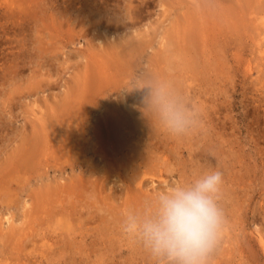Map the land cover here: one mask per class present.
I'll return each instance as SVG.
<instances>
[{
  "label": "rangeland",
  "instance_id": "obj_1",
  "mask_svg": "<svg viewBox=\"0 0 264 264\" xmlns=\"http://www.w3.org/2000/svg\"><path fill=\"white\" fill-rule=\"evenodd\" d=\"M19 1L20 0H17V2ZM103 1L106 3H104ZM245 1L246 0H37L34 2L33 0H23L22 2L20 1L18 4H16V0H0V161L3 162H0V180L7 177V175H12V173H15L14 171H17L16 173L20 171V173L18 174L15 173V175L13 174L12 176H8L14 177L16 180H13L12 186L7 189V191L10 190V194L3 188L0 191V225L2 228H4V231L15 229V233L13 232V235L11 234L12 237L11 235L9 236L6 231H3L4 233L2 232L0 234L3 238H0L2 242L4 238L7 237L6 233L8 235V238L6 239H8L9 241L8 242L5 240L3 243H1L0 241V246L2 244V248L0 247L1 250H8L10 248V250H8L9 252L13 250L11 252V256L14 254L12 258H9L10 256H8L2 259V257L0 256V264H10L9 261L11 263L13 262L14 264H67V258L72 261H69L68 264H99L102 260L105 263L106 260H108L107 264H115L114 262L116 261L118 262V264H157L156 260H153V257L148 253V251H146L143 246H141L140 243H138L132 237L126 235L123 232L122 228H120L122 217L121 213L118 212L122 211V213H125V210L127 209H134L132 208V205L136 208L135 204L138 202L134 192L133 194H131L133 197L132 199L128 196L130 198H127L129 199V201L127 200L128 202L126 201V199H124L125 197H127V188L124 187H126L125 185H129L130 178H132L131 173H133L132 169L134 167L132 168L131 165H133L134 161H129L131 165H129L128 162L125 161V163L123 161V166L125 167L124 173L126 172V176L123 175L124 173H122L124 169L123 166L121 170L117 172L115 166L112 167L113 165H110V163H108L107 165V162L105 164L102 163L105 162L102 161L103 159L101 153H103V150L101 148V145L99 147L98 144L94 143L95 139L97 140V138H94V135L95 137L97 136V129H91L93 125L96 126V123H99V121L101 120L100 118H109L110 115L112 116L111 112L112 110L113 112H115V108L120 109L121 111L123 109L124 111L122 112L124 114L126 113L125 111H129L130 108H127V106L124 105V102H129L130 105L133 103V106L136 105V107H138V105L140 104L136 102L141 100V93L137 90L129 89L139 84L143 79L149 77L151 73L153 74V71L155 72L152 76L166 79L170 82L174 81L172 82L173 85L177 81L174 87L177 90L179 89L178 91L181 92L188 99L190 104L200 112L202 123L201 127L193 134L185 136V138L184 136L182 138L174 137L169 135L160 126V124L155 119H153L151 113L148 112L147 109H145L148 112V115L146 114V118L144 117V114H141L140 116V119H143V121H145L144 124L146 123L144 128L142 126L137 132H135V134L133 133V136H135L136 140L134 139L131 141V143L133 142L132 146L131 143H126L127 146L128 144L130 146V153L134 155V153H141V151L145 152L147 150V152L150 153L151 147L149 146H147L148 148L144 147L138 150L136 148V145L134 146V144H138V142L140 145H143V140L148 139L149 143L155 145V148H153L154 150H152L156 152L155 154L158 156V158L163 156L162 159H158L154 153V155L151 154V156H153L152 159L154 157H156L157 159H153V162H150V164L152 165L150 167H154L155 172H159V168H164V165H162L165 163L164 160H166L167 162L169 161L170 163L168 162V164L166 162L168 165L166 164L165 166H169V168H164L163 176H145L144 178H146L147 180H145V185L143 188L145 189V187H147L146 189L148 190H155L154 187H156V189H159L157 190V192H165L178 184L189 183L209 171H221L223 173L224 183L221 192L220 204L224 210L225 224L222 230V237L219 247L216 250L217 252L219 251V253H214L211 262L213 264H264V248L260 243V238L262 237L264 239V31H262V33L258 35L256 34L257 32H254L253 28V26L256 24L258 26H260L259 24L262 25L261 22L262 20L264 21V13L257 12V10H254L252 7H250L247 4V1ZM240 2H243V6H241ZM32 3L34 4L32 5ZM27 5H30L31 7H26ZM244 5L246 9L248 8L247 10L244 9ZM236 6L238 8H236ZM230 8L232 9L231 11ZM129 9H131V12ZM228 9L230 12L228 11ZM203 13H205V16L206 13H210L212 15L210 16V18L213 17V13H217V15L219 14L218 21L221 30L223 31V33L219 35V38L217 35L215 36V39H209L210 36L213 37L214 33L216 32V28H212V32L210 31L209 33V31H207L202 36L197 31L198 29L203 30L205 28V25L208 26L207 22H204L205 19L203 17ZM56 16L59 18V22ZM246 16L249 17V19H247ZM55 17L57 19H55ZM210 18L208 19L211 20ZM60 20L64 23H60ZM240 20L243 23H241ZM134 21H136L135 25L133 23ZM227 23H231V25ZM237 23H240L241 26H239ZM117 24L121 26H116ZM225 25L228 29H230V33ZM186 27H188L187 31L190 30L191 32L184 31ZM261 27L263 30L264 27ZM234 28H236L235 31H232L231 29ZM133 29L134 32L137 31L135 32L136 35H134L135 33L131 31ZM146 29L151 30V32H147L150 33L148 34V36H152V38H150V36L148 37L145 35V38L148 39L147 43L144 37L141 38L140 35L137 36L138 31L144 33ZM175 30L177 32L178 30H180L185 34L190 33L189 35L197 39H195V41L201 42H198V45H196V48H194L195 44H197V42L192 40L194 38L191 39L189 35H184V38L182 37L180 38L181 40L179 39L181 41V44L185 42L182 44L183 46L184 44H189V41L191 46L194 44L192 48H190V46L188 45L184 46V48H187L188 46L189 48H187V50H191L188 51L190 55L187 52L184 55L185 57H187L184 58L185 62H183V64L182 58L184 57L183 54L185 53L184 51L186 50V48L185 50L181 51L180 49L175 50V48L177 47H181V49L183 47L182 45L179 46L180 44H178L179 42H177L178 39H176L177 36H175L180 31L177 33ZM237 32L241 33L240 39L237 40L239 44L241 43V45L238 46L240 49H234L235 51H233V53L236 52V55H238V52H240L241 55H239L238 57L233 56V54L231 56L232 50H229L228 45L226 44L229 42L228 44L230 46V43L233 42L232 39L235 38L233 37V35L235 36V34H238ZM123 33L125 35H130V33H133L130 36H133V38L134 36H137V38H141L140 40L143 39V42H145L141 47L142 49H144L145 47L144 50L133 49L134 52L137 53V55L139 54L138 56L135 55V53L133 54V51L131 52L129 49L132 46L129 41H131L132 39L133 44V38L128 39L129 36L126 38ZM194 34H196V36H193ZM117 35H119V40L117 39L118 41L116 40V42L123 41L124 43H129V45L127 43L128 47L124 46V43H122L123 45L120 43V45L122 46L119 45L120 48L118 47L119 49L123 48L120 53L122 54V51H125V53H123L125 54L124 56L123 54L122 56L121 54L120 56H118L120 51L119 49L118 51H113L114 54L113 52L111 54H109L108 52V54L105 53L106 48H103V50H101L102 46L100 42L102 39L104 40V43L106 42L105 44H109L111 43L110 40L112 41L115 36L117 37ZM121 36L122 38L124 36V38L128 40H126L125 42V39H122ZM178 36L181 37L180 33L178 34ZM187 36H189L190 38ZM172 37L174 38L171 39ZM135 38L134 40L136 41L137 39ZM183 39L185 41H183ZM207 39L210 42H213L214 45L212 46L216 49L211 46L212 43L207 42ZM149 40L151 42L150 45ZM172 40L176 41L174 42ZM214 40L217 42L220 41V43L217 44H219L218 46L221 50L224 47V51H219V48L218 46L216 47L217 44ZM176 42L178 45L174 46ZM105 44H103V47ZM209 45L211 47H209ZM164 46H166V50H163ZM169 46L171 48V51H169ZM202 47L205 48V53L203 52L204 48ZM207 48H209L210 50H208ZM199 49L201 52H198L196 57V50L199 51ZM173 50L175 52H173ZM194 50L196 51L195 53L193 52ZM212 50L216 51L217 53H213ZM208 51H212L211 55L213 54V57L210 55V52L208 54ZM223 52L226 54H222ZM201 53L206 55L208 54L209 57H206V55H203ZM219 53L221 55V58L219 56L218 59V56L215 55H219ZM198 54H200L201 56ZM98 55L100 56L98 57ZM188 55L190 56V60L195 58L196 60H199L200 57V62H197L195 68H187V61L190 62V60H188ZM167 56L171 58V62H169L170 59L167 60V62H169L168 64H170V66L171 64H173V67H176L175 69L177 71L174 70V68H171L167 64V62L163 63V57ZM177 56L179 60L177 59ZM180 57H182L181 62H179L181 60ZM201 58L205 60H202ZM210 58H214V60L216 61L214 62V60H211ZM131 59H134V61L132 60L134 63L133 65L129 63ZM207 60L210 62H208L209 65L213 62V66L211 65L210 67H208L209 65H207L206 63ZM220 60L225 62H223L225 64L224 66H222V62ZM116 61L117 63H115ZM124 61L126 62L124 63ZM202 61L206 62L203 63ZM122 63L124 64V66ZM126 63L128 64V67H125ZM219 63L221 65H219ZM93 64L95 66H93ZM119 64L121 67H119ZM184 64L187 66L185 67ZM200 64H205L204 68L206 67L205 70L209 72L205 71L203 68V73L202 68L200 70V67H202ZM168 66L171 69L169 68V71H164L165 69H168ZM220 66H222L221 71L219 69ZM180 67L181 69L183 68L181 72ZM93 68L95 69V73L93 72V75H95V77L91 76V79L92 77L96 78L98 76L101 84H99V81L98 83L95 82L93 84V80L95 79H90L89 74L91 75V71L94 70ZM106 68L108 69V72ZM118 68L121 70H115ZM122 68H124V71L126 70V72H124ZM156 71H158V74H160L158 75ZM191 71L192 73H194L191 74ZM179 72L180 74H177ZM105 73L107 74V76H114V78L108 77L107 81V76H105V79L103 76L105 75ZM115 73H117V75ZM86 75L87 77H85ZM177 75H179V77ZM185 76L188 79L185 78ZM116 77L120 79L117 80ZM174 77H176V79L178 80H175ZM85 79L87 81L89 80V82L86 83L87 81L85 82ZM113 79H116L117 82H115V80ZM180 79L183 80L181 81ZM97 80L98 79H96V81ZM179 80L181 83L179 82ZM105 81H107L108 85L104 84ZM109 81L115 83H109ZM89 83L94 85L98 89L93 88L94 86L90 87L92 85H90ZM83 84L86 86H84ZM177 84L179 85L177 86ZM180 84H182V87ZM87 86L89 89L84 88ZM75 87H77V89H75ZM92 88L96 90L95 92H97L99 95L95 93ZM99 88L100 91H97L99 90ZM90 89H92L93 91H91V97ZM77 90L78 92L80 91L81 94L80 92L77 93ZM65 93L67 94L66 97L68 99L64 98V96L66 95ZM92 93H94L95 98ZM77 94L79 96H77ZM85 98L87 99V102H85ZM136 99L138 101H136ZM61 101L63 102V104ZM117 102H119V105L123 104L122 106L124 107L121 108L122 106H117ZM52 103L53 105L55 104L57 106L58 112L56 111V107H54L55 109L52 108ZM66 103L71 104L73 109L76 108L73 111L75 114H77V117L75 116L74 118L73 111L72 109H70L71 106L69 104L67 105ZM73 104L75 105V107L73 106ZM108 104L109 106H107ZM80 105L83 108H80ZM141 105L142 107L139 106V108H144L142 102ZM48 106L52 110L54 109L53 112H57V114L55 113L56 115L52 112V114H54L55 116L50 113L51 109H48ZM63 106L64 108L70 106L68 110H71V113H68H70L71 115L73 114V118H70L74 119L76 123H78L79 121V125V118H81L82 116L85 117V114L81 116V113H79V108L80 111L82 110V113L86 112L87 118H81V123L83 125L86 124L85 130L81 129V131L83 130L82 132L77 130V133L76 131H74L75 133L72 131H69L70 133H66L65 129L62 130L63 128H61V130L60 128L57 129V127L45 129L43 124L44 122H47L44 120H46V118H49V113L50 115H52H49L50 119L58 120L60 117L58 108H63ZM85 106H87L88 110L90 111H88ZM129 112H127V114ZM67 114L66 117L69 116ZM42 116H45L46 118ZM41 117L44 120H42ZM101 121L104 120L102 119ZM152 122L155 123L153 124ZM150 124H153V126H151ZM150 129L153 132H151ZM138 132L140 133L138 134ZM141 132H146L148 133V135L146 136V133L143 135V133ZM59 134H61L62 136H59ZM72 134L74 137H76V140H74L75 138L72 136ZM75 134H80L82 137L78 135L76 136ZM85 136H87L88 139H84ZM154 136H156L157 138ZM60 139H62V141ZM63 141L65 143L70 141V144L67 143L70 147L64 146L62 144ZM78 145L80 148L78 147ZM89 145L92 147L95 146L96 149L95 147H93L94 150L91 149ZM132 147L134 148L133 150H131ZM27 148H29L30 150ZM69 148L70 150H67ZM160 148H162L163 150L159 151ZM166 149H168L167 152ZM169 149L171 150V153L169 152ZM47 150H49V152ZM68 151L70 154L68 153ZM84 151L87 153H85ZM147 152L146 154H148ZM79 153L80 155H82L80 156ZM98 154L101 156L98 157ZM20 155H22L20 159L23 158L24 160H26L27 158L29 160V162H27V160L25 161L28 164L26 163V166L24 167H21L23 166V160L21 162L19 161ZM48 155L50 158L48 157ZM67 155H69V157H66ZM82 156H84L85 158ZM71 157L74 159H71ZM67 158H69V160ZM80 159L83 161L85 159H88L90 162L92 160H95L94 162L97 164L96 166H98V169H100V173L99 171L98 173L101 175L98 176L97 173L91 174L87 171L85 172L86 163L82 169H72L70 166H68V163H70L71 161H81ZM99 159L102 160L100 161ZM154 160H156L155 163ZM63 164H68L67 168L65 170H59V165ZM103 164L106 166H104ZM154 164L159 165L155 166ZM103 166L105 173L102 169ZM105 167H107L106 170L108 171H105ZM111 169L114 172H111ZM77 173L79 175H77ZM84 174L86 176H84ZM87 174L90 175L88 176L90 180L89 178H87ZM84 178H87L89 180L88 182L90 185H87L88 182ZM96 178L101 179L102 183L100 184V182H96ZM102 178H104V181ZM153 178L155 180H158L154 184H152L151 181ZM54 181L56 184L60 183L57 184L58 186L56 185L57 187H59L62 182L71 184L72 181H75L74 183L72 182L73 186H77L75 188V195H78L79 193L80 196H78L81 199L76 200L73 197V201L76 202V205L79 206V211L75 212L76 215L74 214L71 218L66 215L63 216L61 215V213H59L60 205L58 204L59 202L56 203V200L58 199V197L63 199V195L53 190V192H50L51 189L56 188L54 186ZM17 182L19 185H16ZM46 182H48L49 184H47ZM106 182H108V185L105 186ZM117 182H119V184ZM46 184L47 186H45ZM51 184L53 185V188L48 187V185L51 186ZM122 184L124 185L122 186ZM47 187L50 188V196L49 194H46L48 192ZM95 187L97 190L98 188L99 190L103 189L102 191L96 193L97 196L92 195ZM11 188L13 191H11ZM43 188L47 192L42 191ZM12 192H14L15 195ZM54 192L55 195L58 193V196L53 195ZM110 192H113V194L111 195H117L115 196L116 198L108 194ZM86 193L88 195H86ZM36 194H39V196L41 197H37ZM19 195L22 196V198H20ZM90 195H92V197ZM51 196H54L55 199ZM119 196H121V199L119 198ZM33 197L37 200H34ZM88 197H91L90 200ZM140 198L141 195L139 199ZM42 199L45 203H42ZM111 199L112 201H110ZM122 199H124L126 202L122 201ZM133 199L135 201H132ZM64 200L70 202L71 198L67 196L66 198H64ZM66 201H64V203H67ZM34 202L35 204L36 202L39 203L41 206L36 204L38 206L37 207ZM84 202L86 203V205L87 203L91 205L92 210H90V208L89 210L90 212H92V216H96V219H100V216L103 214L106 217L107 221L104 223L101 220H94V217L90 215L87 216L89 212L86 211L88 210V208L86 209V206L82 204ZM134 202L136 203L134 204ZM50 203H53L52 205H54V207L57 208L58 206L59 208L56 210V208H54ZM55 203L58 205L55 206ZM121 203L122 206L124 205V208L126 207L125 210L123 207L119 206L121 205ZM128 203L130 206L129 208L128 206H125ZM9 204L10 208H6L5 206H8ZM102 204L104 207L102 206ZM109 204H112L113 208L110 207ZM34 206L35 208L37 207L36 211ZM104 208L106 210H104ZM118 208L122 210L119 211L117 210ZM40 209H43L44 212H42V210ZM107 210L111 214L112 212H114L115 214L116 210V216L119 214V217L114 216V214L110 215ZM13 213L15 214L14 218L11 216ZM7 216L11 217V221H7V219L5 218ZM68 218L73 221V223H70L74 225L70 224L69 226L71 229L73 228L72 230L68 227L63 226V223L66 220H69ZM118 220L120 223L118 222L117 224ZM109 222L114 223L108 224ZM13 224H15L14 226L16 227H12L11 225ZM74 227H77V229H75ZM2 228L0 229L2 230ZM95 228H97V231L94 230ZM86 229L88 231H85ZM101 229L105 230L101 231ZM65 232H67V234ZM113 234L116 237L117 242L116 239H114V236H112ZM107 237H110V239H106ZM9 238L11 240L14 239L13 243L18 245V250L16 248V251L14 250V246L16 247V245H14L13 243L12 245H10L12 241ZM128 239L130 242L128 241ZM77 240L79 241V243ZM101 242L102 245L100 244ZM114 242L116 243V245L114 246L115 250L113 248V245L115 244ZM103 243H105L106 246ZM3 244L5 246H3ZM6 244H9L10 246H7ZM107 244L110 245L107 246ZM3 247H5V249ZM11 247H13L12 250ZM73 247L76 249H74ZM64 248L66 249V252ZM105 248L107 249V252ZM67 249L69 250V252ZM225 250L226 253H228L229 257L227 258L230 259V261H226L225 259V256H227ZM69 253L72 255H70ZM99 254L104 255L101 256V258ZM143 254H145V256ZM217 254H220L223 257ZM73 258L75 259L73 260ZM100 258L101 260L99 261ZM222 259H224V261ZM5 260H7L8 262H5ZM109 260L111 261V263ZM217 260H219L220 263H217ZM103 261L101 262V264L103 263Z\"/></svg>",
  "mask_w": 264,
  "mask_h": 264
},
{
  "label": "bare ground",
  "instance_id": "obj_2",
  "mask_svg": "<svg viewBox=\"0 0 264 264\" xmlns=\"http://www.w3.org/2000/svg\"><path fill=\"white\" fill-rule=\"evenodd\" d=\"M12 1V0H11ZM15 1V0H14ZM21 2L23 1V0H20ZM19 1V2H20ZM25 1V0H24ZM31 1V0H30ZM34 2L35 1H37V0H33ZM47 1V0H46ZM65 1H67V0H65ZM105 1H107V0H105ZM216 1V0H215ZM226 1V0H225ZM236 1V0H235ZM241 1H243V0H241ZM247 1V4L250 6V7H252L254 10H257V12H261V13H264V0H246ZM245 1V2H246ZM19 2H17V0H16V4H18ZM39 2V1H38ZM104 2V1H103ZM229 2V1H228ZM12 3V2H11ZM29 3V2H28ZM104 3H106V2H104ZM15 4V3H14ZM34 3H32V5H33ZM39 4V3H38ZM37 4V5H38ZM237 4V3H236ZM240 4H241V6H243L242 4H243V2H240ZM20 5H21V3H20ZM24 5H25V3H24ZM30 5H31V3H30ZM26 6V7H31V6ZM231 5V4H230ZM53 6V5H52ZM20 7V6H19ZM25 7V6H24ZM23 7V8H24ZM25 7V8H26ZM40 7V6H39ZM54 7V6H53ZM56 7V6H55ZM226 7V6H225ZM232 7V6H231ZM244 7H245V5H244ZM243 7V8H244ZM228 8V7H227ZM236 8H238L237 6H236ZM242 8V7H241ZM40 9V8H39ZM71 9V8H70ZM202 9H203V7H202ZM201 9V10H202ZM221 9V8H220ZM223 9V8H222ZM245 10H247L246 9V7L244 8ZM22 10H24V9H22ZM66 10V9H65ZM130 10V12H131V9H129ZM226 10V9H225ZM232 9L230 8V11H231ZM64 11V10H63ZM193 11V10H192ZM203 11V10H202ZM228 11H229V9H228ZM229 11V12H230ZM133 12V11H132ZM210 12H211V10H210ZM223 12V11H222ZM236 12H237V10H236ZM245 12H247V11H245ZM250 12H252V11H250ZM249 12V13H250ZM62 13V12H61ZM255 13V12H254ZM66 14H68V13H66ZM245 14V13H244ZM219 15V14H218ZM218 15H217V13H213V17H211L210 18V16H212L210 13H206V16H205V13H203V17H204V19H205V21L204 22H207V24H208V26L207 25H205V28L203 29V30H197L198 32H199V34L202 36L204 33H206L207 31H209V33H210V31L212 32V28L213 29H215L216 28V34L214 33V35H213V37L212 36H210L209 37V39L211 40V39H215L216 37L215 36H217L218 35V38H219V35L220 34H222L223 33V31L221 30V27H220V24H219V21H218ZM228 15V14H227ZM232 15V14H231ZM235 15V14H234ZM251 15H252V13H251ZM237 16V15H236ZM243 16V15H242ZM57 17V16H56ZM55 17V19H57ZM221 17V16H220ZM233 17V16H232ZM239 17H241V16H239ZM247 17V16H246ZM208 18H210L211 20H209ZM194 19V18H193ZM228 19H229V17H228ZM247 19H249V17H247ZM257 19V18H256ZM261 19H262V17H261ZM191 20V19H190ZM232 20H233V18H232ZM238 20V19H237ZM197 21H199V20H197ZM210 21H213V22H210ZM241 21V20H240ZM58 22H59V18H58ZM135 22L136 21H134L133 23H134V25H135ZM193 22H195V21H193ZM204 22H202V23H204ZM220 22H221V20H220ZM226 22V21H225ZM249 22V21H248ZM257 22V21H256ZM56 23H57V21H56ZM60 23H64V22H61V20H60ZM192 23V22H191ZM234 23V22H233ZM241 23H243L242 21H241ZM246 23V22H245ZM262 25L261 24H259L260 26H258L257 24L256 25H254L253 26V28H254V32H257L256 34H258V35H260V33H262V31H264V28H263V30H262V27L261 26H263L264 27V21L262 20ZM132 24V23H131ZM187 24V23H186ZM193 24V23H192ZM191 24V25H192ZM222 24V23H221ZM226 24V23H225ZM227 24H229V23H227ZM238 24V23H237ZM128 25V24H127ZM229 25H231V23L229 24ZM239 26H241L240 25V23L238 24ZM243 25V24H242ZM116 26H121V25H116ZM131 26V25H130ZM185 26V25H184ZM194 26V25H193ZM196 26V25H195ZM252 26V25H251ZM114 27H115V25H114ZM113 27V28H114ZM197 27V26H196ZM225 27H226V25H225ZM230 27V26H229ZM183 28H185V27H183ZM187 28L188 27H186V29L184 30V31H187ZM191 28V27H190ZM227 28V27H226ZM232 28H233V26H232ZM246 28V27H245ZM194 29H196V28H194ZM235 29L236 28H234V29H231L232 31H235ZM227 30H229V33H230V29H228L227 28ZM226 30V31H227ZM238 30H240V29H238ZM253 30V29H252ZM131 31H133L134 32V29L133 30H131ZM147 31H150L151 32V30H145V32L143 33H141V31L139 32L138 31V33H137V36H139L140 35V37L142 38V37H146V36H148V34H150V33H148ZM176 31V30H175ZM180 30H178V32H179ZM190 31V30H189ZM189 31H187V32H189ZM237 31V30H236ZM135 32H137V31H135ZM134 32V33H135ZM177 32V31H176ZM177 32V33H178ZM191 32V31H190ZM195 32V31H194ZM246 32V31H245ZM180 33V35H181V37H179L178 36V34ZM178 34H174L175 36H177V38L176 39H178L177 40V42H179L178 44H180L179 46H181L183 43H185V42H183L182 44H181V39L180 38H184V35H189L190 33H183V32H179ZM228 33V34H229ZM238 33V32H237ZM252 33H253V31H252ZM133 33H130V35H132ZM193 34V33H192ZM231 34H232V32H231ZM235 34V33H234ZM248 34V33H247ZM123 35L127 38L128 36V39L129 38H133V36H130V35H125L124 33H123ZM134 35H136V33L134 34ZM146 35V36H145ZM173 35V36H174ZM118 36L119 35H117V37L115 36V38L111 41L110 40V42L111 43H109V44H105L104 43V40L102 39L101 40V42H100V44H101V46H102V48H101V50H103V48L105 49V53H109V54H111L113 51H118V49L120 48V46H122L123 44L122 43H124L123 41H119V42H116V40L118 39ZM124 36H123V38H122V36H121V38L122 39H125V42H126V40H128V39H126V38H124ZM137 36H134V38L135 39H137L136 41L134 40V38H133V44H132V39H131V41H129V43H131V47H133V48H129L130 49V51L132 52L133 51V54L135 53L134 52V50L133 49H142L141 47L144 45V43L145 42H143V39L142 40H140L141 38H137ZM150 36V35H149ZM148 36V37H149ZM190 37H191V39L192 38H194V39H192L193 41H195V37H192L191 35H189ZM189 36H187V37H189ZM193 36H196V34H194ZM222 36V35H221ZM227 36V35H226ZM240 36H241V33L239 32L238 34H235V36L233 35V37H235L234 39H232L233 40V42L232 43H230V46H229V42L228 43H226L227 45H228V49L229 50H232V53H231V56H232V54H233V56H236V57H238L239 55H241V53L240 52H238V55H236V52L235 53H233V51H235V50H238V49H240L238 46L239 45H241V43L239 44L238 43V39H240ZM179 37V38H178ZM186 37V38H187ZM189 37V38H190ZM197 37H198V34H197ZM232 37V36H231ZM248 37V36H247ZM150 38H152V36H150ZM174 37H172L171 39H173ZM223 38V37H222ZM139 39V40H138ZM146 39V38H145ZM180 39V40H179ZM188 39V38H187ZM230 39V38H229ZM119 40V39H118ZM117 40V41H118ZM152 40V39H151ZM197 40V39H196ZM198 40H199V37H198ZM202 40V39H201ZM205 40H206V38H205ZM231 40V39H230ZM243 40V39H242ZM147 41H148V39H146V43H147ZM172 41H174V40H172ZM171 41V42H172ZM176 41V40H175ZM174 41V42H175ZM183 41H185L184 39H183ZM187 41V40H186ZM203 41H204V39H203ZM215 41V40H214ZM219 41V40H218ZM107 42H109V41H107ZM177 42H176V44L174 45V46H176V45H178L177 44ZM195 42H197V41H195ZM198 42H200V41H198ZM198 42H197V44H195V47L194 48H196V45H198ZM207 42L209 43L210 41L207 39ZM105 44L104 45V47H103V44ZM120 43L122 44V45H120ZM128 43V42H127ZM127 43H124L125 45L124 46H127L128 47V45H129V43H128V45H127ZM150 40H149V45H150ZM168 43V42H167ZM201 43V42H200ZM210 43H212L211 44V46L212 45H214L213 44V42L211 41ZM215 43L217 44V43H220V41L219 42H217V41H215ZM215 44V45H216ZM107 45V46H106ZM120 45V46H119ZM146 45V44H145ZM169 45V44H168ZM172 45V46H173ZM186 45H188V46H190V48H192L193 46H194V44L191 46L190 45V41H189V44H184V46H186ZM201 45V44H200ZM200 45H199V47H200ZM203 45V44H202ZM219 44H217L216 45V47L218 46ZM100 46V45H99ZM106 46V47H105ZM123 46V47H124ZM171 46V47H172ZM183 46V45H182ZM184 46L182 47V49H181V47H177V48H175V50H178V49H180V51L181 50H185V48H184ZM187 46V48H189ZM210 45H209V47H211ZM119 47V48H118ZM126 47V48H127ZM204 47H205V44H204ZM204 47H202V48H204ZM213 47V46H212ZM223 47V46H222ZM122 48V47H121ZM169 48H170V46H169ZM184 48V49H183ZM187 48H186V50L184 51L185 53L183 54V56L186 54V52L189 54V50H191V49H189V50H187ZM214 48V47H213ZM218 48H219V46H218ZM218 48H217V50H218ZM224 48V47H223ZM223 48H222V50H223ZM129 49H127V50H129ZM144 49H145V47H144ZM144 49H142V50H144ZM166 50V46H164V48H163V50ZM173 49V48H172ZM208 50H210L209 48H207ZM207 49H206V51H207ZM214 49H216V48H214ZM235 49V50H234ZM120 51H119V54H118V56H120V52H121V50H123V48L122 49H119ZM220 48H219V51L221 52L222 51ZM140 51V50H139ZM169 51H171V48L169 49ZM197 51V52H196ZM194 50L193 52L195 53L196 52V57H197V53L198 52H201L200 51V49H199V51L198 50ZM203 51V50H202ZM213 51V50H212ZM212 51H208V54H209V52H210V55H211V52ZM218 51V52H219ZM224 51V50H223ZM162 52V51H161ZM173 52H175L174 50H173ZM204 53H205V48H204V51H203ZM214 52H216V51H213V53ZM231 52V51H230ZM95 53V52H94ZM99 53H101V52H99ZM107 53V54H108ZM123 53H125V51L123 52L122 51V54ZM163 53H165V52H163ZM169 53V52H168ZM167 53V54H168ZM193 53V54H194ZM217 53V52H216ZM215 53V54H216ZM113 54H114V52H113ZM112 54V55H113ZM122 54H121V56H122ZM201 54H203V53H201ZM208 54L206 55V54H203V55H206V57H209L208 56ZM222 54H226V53H222ZM102 55V54H101ZM125 54H123V56H124ZM135 55H137V53H135ZM139 55V54H138ZM137 55V56H138ZM161 55H162V53H161ZM171 55H172V53H171ZM177 55H178V51H177ZM182 55V54H181ZM190 55V54H189ZM188 55V56H189ZM198 55H200V54H198ZM100 55H98V57H99ZM107 56V55H106ZM132 56H134V55H132ZM169 56V55H168ZM163 57V60L162 61H164L163 63H166L167 62V60H169L170 59V61L169 62H171V58L170 57ZM173 56H174V53H173ZM173 56H171V57H173ZM180 56V55H179ZM182 56V57H183ZM201 56V55H200ZM212 57H213V54L211 55ZM215 56H218V59H219V56H220V58H221V55H220V53H219V55H215ZM224 56V55H223ZM182 57H180V59L182 58ZM187 57V56H186ZM185 56L182 58L183 59V61H182V59L179 61V62H181L182 61V64H183V62H185L184 61V58H186ZM194 57V56H193ZM199 57V56H198ZM89 58V57H88ZM131 58V57H130ZM189 59L188 60H190V56L188 57ZM192 58V57H191ZM215 58V57H214ZM214 58H210L211 60L213 59L214 60ZM232 58V57H231ZM119 59V58H118ZM173 59V58H172ZM175 59H176V56H175ZM177 59H178V56H177ZM198 59V58H197ZM202 59V58H201ZM208 59V58H207ZM234 59V58H233ZM114 60V59H113ZM134 61V59H131V61ZM179 60V59H178ZM202 60H205V59H202ZM100 61V60H99ZM108 61V60H107ZM130 61V60H129ZM129 62V63H131L132 65L134 64L133 63V61L132 62ZM187 61V60H186ZM216 60H214V62H215ZM222 63V66H224L225 64V62L224 61H222V60H220ZM109 62V61H108ZM126 61H124V63H125ZM169 62H167V64L169 63ZM173 62V61H172ZM178 62V61H177ZM197 62H200V57H199V60H196V58L195 59H191L190 60V62L189 61H187V65H188V67L187 68H195V66H196V64H197ZM203 62V61H202ZM204 62H206V61H204ZM203 62V63H204ZM209 61L207 60V65H209V63H208ZM224 62V63H223ZM104 63V62H103ZM115 63H117V61L115 62ZM205 63V64H206ZM213 63V62H212ZM210 64L208 67H210L211 65L213 66V64ZM107 64V63H106ZM110 64H111V62H110ZM123 64V63H122ZM127 64V63H126ZM125 64V67L127 66L128 67V64L126 65ZM202 64V63H201ZM200 64V65H201ZM204 64V65H205ZM217 64V63H216ZM220 63H219V65H221ZM103 65V64H102ZM169 66H170V64H168ZM185 65V64H184ZM187 65H185V67L187 66ZM200 65H199V67H200ZM204 65H201L202 67H200V70H201V68H202V72L205 70V68H204ZM93 66H95L94 64H93ZM107 66V65H106ZM123 66H124V64H123ZM168 66V69H165L164 71H169V68L171 67V68H174L173 67V64H171V66L169 67ZM174 66H176V65H174ZM222 66H220V71H221V67ZM115 67V66H114ZM119 67H121L120 66V64H119ZM130 67V66H129ZM166 67V66H165ZM198 67V66H197ZM109 68V67H108ZM163 68V67H162ZM170 68V69H171ZM176 68V67H175ZM174 68V70H176ZM179 68V67H178ZM203 68H204V70H203ZM94 69V68H93ZM101 69H103V68H101ZM107 69V68H106ZM105 69V70H106ZM128 69V68H127ZM183 69V68H182ZM181 67H180V72H181ZM199 69V68H198ZM216 69H217V67H216ZM223 69H224V67H223ZM86 70V69H85ZM97 70V69H96ZM115 70H121V69H115ZM122 70L124 71V68H122ZM179 70V69H178ZM188 70V69H187ZM212 70H213V67H212ZM109 71H111V70H109ZM113 71V70H112ZM163 71V70H162ZM177 71V70H176ZM205 71H207V70H205ZM211 71V70H210ZM88 72V71H87ZM93 72L95 73V69L94 70H92L91 71V75L89 74V76H90V79H91V76H94L95 77V75H93ZM107 72H108V69H107ZM119 72V71H118ZM124 72H126V70L124 71ZM154 72L155 71H153V74H154ZM157 72V74H158V71H156ZM180 72L179 73H177V74H180ZM184 72H185V70H184ZM207 72H209V71H207ZM206 72V73H207ZM98 73V72H97ZM112 73V72H111ZM163 73V72H162ZM165 73V72H164ZM188 73V72H187ZM194 73V72H193ZM192 73V71H191V74H193ZM204 73V72H203ZM202 73V74H203ZM88 74V73H87ZM116 75H117V73H115ZM114 74V75H115ZM152 73L150 74V76H152L153 75ZM160 74V73H159ZM158 74V75H159ZM167 74V73H166ZM186 74V73H185ZM184 74V75H185ZM190 74V73H189ZM190 74V75H191ZM103 75V74H102ZM112 75V74H111ZM181 75H183V74H181ZM196 75V74H195ZM104 76V79H105V76H107V74L105 73V75H103ZM178 77H179V75H177ZM188 76V75H187ZM193 76V75H192ZM85 77H87V75L85 76ZM84 77V78H85ZM94 77H92V79L94 78ZM108 77H110L109 75L106 77V80L108 81ZM117 77H119V76H117ZM116 77V79L118 80V79H120V78H117ZM182 77V76H181ZM89 78V77H88ZM110 78H114V76L113 77H110ZM175 78V80H178V79H176V77H174ZM185 78H187L186 76H185ZM87 79V78H86ZM85 79V82L87 81ZM91 79V80H92ZM95 80H93V84L95 83V82H97L98 83V81H99V78H98V76L96 77V78H94ZM96 79H98L97 81H96ZM116 79H113V80H115V82H117L116 81ZM168 79H169V77H168ZM188 79V78H187ZM90 80V81H91ZM103 80V79H102ZM112 80V81H113ZM181 81L183 80V79H180ZM180 80H179V82H180ZM107 81H105V83L104 84H107L108 85V83H107ZM169 81V80H168ZM89 82V80L86 82V83H88ZM111 81H109V83H110ZM115 82H111V83H115ZM172 82H174V81H172ZM171 82V83H172ZM82 83V82H81ZM84 83V82H83ZM119 83V82H118ZM118 83H116V84H118ZM176 83H177V81H176ZM176 83H174V85H176ZM181 83V82H180ZM184 83V82H183ZM90 84V83H89ZM99 84H101L100 83V81H99ZM84 85V84H83ZM88 85V84H87ZM90 85H92V84H90ZM110 85V84H109ZM173 85V86H174ZM179 84H177V86H178ZM181 85V87H182V84H180ZM80 86H81V84H80ZM80 86H79V88H80ZM84 86H86V85H84ZM94 85H92V86H90V87H93ZM84 88H88V86L87 87H84ZM93 88H95V89H98V88H96L95 86L93 87ZM92 88V89H93ZM110 88V87H109ZM180 88V87H179ZM75 89H77V87H75ZM89 89V88H88ZM92 89H90V97H91V91H92ZM84 90V89H83ZM179 90V89H178ZM86 91V90H85ZM89 91V90H88ZM93 91L95 92L96 90H94L93 89ZM92 91V92H93ZM97 91H100V88H99V90H97ZM67 92V91H66ZM73 92V91H72ZM80 92V91H79ZM78 92V90H77V93H79ZM102 92H103V90H102ZM68 93V92H67ZM84 93V92H83ZM88 93V92H87ZM86 93V94H87ZM95 93H97V92H95ZM105 93V92H104ZM66 94V93H65ZM80 94H81V92H80ZM93 95H94V93H92ZM98 94V93H97ZM99 95V94H98ZM104 95V94H103ZM67 96V94L64 96V98H67L66 97ZM69 96V95H68ZM77 96H79L78 94H77ZM63 97V96H62ZM80 97H82V96H80ZM71 98H72V96H71ZM75 98V97H74ZM84 98V97H83ZM94 98H95V95H94ZM62 99V98H61ZM68 99V98H67ZM70 99V98H69ZM80 99V98H79ZM78 99V100H79ZM123 99V98H122ZM64 100H66V99H64ZM84 100H86L85 102H87V99L85 98ZM92 100V99H91ZM140 100V99H139ZM60 101V100H59ZM76 101V100H75ZM74 101V102H75ZM80 101V100H79ZM136 101H138L137 99H136ZM62 102V101H61ZM60 102V103H61ZM89 102V101H88ZM135 102V101H134ZM72 103V102H71ZM120 103H122V102H120ZM125 104L124 105H126L127 106V108H130L131 110H133V111H131L130 109H129V111H131V112H129L128 110L127 111H125L126 113L124 114L122 111H124L123 109H122V111L120 110V109H114L115 110V112H113V110H112V116L110 115L109 116V118H100L101 120L103 119L104 121H99V123H96V126H92V124H91V126H92V128L91 129H93V128H95V129H97V136L95 137V135H94V138H97V140L95 139V141H94V143L95 144H98L99 145V147H100V145H101V148H102V152L103 153H101V155H102V161H105V162H102V163H106L107 162V165H108V163H110V165H113L112 167H116V170H117V172H119V170H121V168H122V166H123V164H124V162L126 161V162H128L129 163V165H131L130 164V162L129 161H131V160H133L134 161V163H133V165H131L132 166V171H133V173H131L132 174V178H130L128 175V177L130 178V183H129V185H125L126 187H124V188H127V197H125L124 199H126V201L128 200L129 201V197H131V199L133 198L132 197V195L131 194H133V192L135 193V195H136V197H137V201L139 202H134V204L136 205V208H140L141 206H143L144 204H145V202H147V201H149V200H151L152 198H154L155 196H156V194H158V193H160L159 191L157 192V190H159V189H156V187H154V189L155 190H148V189H146L147 187H145V189L143 188L144 187V185H145V180H147L146 178H144L145 176H148V175H157L158 177L159 176H163V170H164V168L165 167H167V166H165L168 162L166 161V160H164L165 161V163L164 164H162V165H164L163 167L164 168H159V172H155V168L154 167H150V166H152L151 164H150V162H153V159H157L158 158V156L155 154L156 152L155 151H153L154 149L153 148H155V145H153L152 143H149L148 142V139L146 140H143V145H140L139 144V142H138V144H134V146L136 145V148H137V150L138 149H141V148H144V147H146V148H148L147 146H149V147H151V150H150V153L149 152H147V151H145V152H142L141 151V153H134V155H132L131 153H130V149H129V144H128V146H127V142L128 143H131V141L132 140H134L135 139V136H133V133L135 134V132H137L139 129H140V127H142L143 126V128H144V126H145V124H144V122L145 121H143V119H140V116H141V114H144L145 116V118H146V114L148 115V112H147V110H145L144 108H139V106H141L142 107V105H141V100L140 101H138V102H136V103H138V104H140V105H138V107H136V105H134L133 106V103L130 105L129 104V102L127 103V102H124ZM129 104V105H127V104ZM135 103V104H136ZM62 104H63V102H62ZM67 104V103H66ZM69 104V103H68ZM67 104V105H68ZM117 106H122V105H119V102H117ZM55 105V104H54ZM53 105V103H52V108H54V107H56V111H57V106L55 105L54 106ZM70 106H71V104H69ZM84 105H86V104H84ZM93 105V104H92ZM51 106V105H50ZM69 106V107H70ZM73 106L75 107V105L73 104ZM78 106V105H77ZM107 106H109V104L107 105ZM49 107V106H48ZM59 107V106H58ZM69 107H67V108H64V106H63V108H58V110H59V114H60V117H59V119L58 120H53V119H50V116H52V115H54L55 113L57 114V112L55 111V112H53L54 111V109L52 110L50 107L48 108V109H51V114H52V112L54 113V114H52V115H50V113H49V115H48V117L49 118H46L45 116H42V117H44V118H46V120H44V119H42V117H41V119L42 120H44V121H47V122H44V124H43V126L45 127V129H50V128H56L57 127V129L58 128H60V130H61V128H63L62 130H64L65 129V131H66V133L67 132H69V131H72V132H74V131H76V133H77V130H79L80 132H82L81 131V129H84L85 130V125L86 124H82L81 123V118L83 117L82 115L83 114H85L84 116L86 117V112L85 113H82L81 111H80V108H83V107H81V105L79 106L80 108H79V113H81V118H79L80 119V125H79V121H78V123H76L75 122V120L74 119H72L73 117V114H74V118H75V116L77 117V114H75L74 113V111L73 110H75V109H73V107L71 106V108L70 109H72V111H73V114L71 115L70 113H71V110L69 111L68 110V108ZM91 107V106H90ZM124 106H122L121 108H123ZM144 107V106H143ZM85 108H87V110H88V107L87 106H85ZM108 108H110V107H108ZM107 108V109H108ZM112 108V107H111ZM126 108V107H125ZM126 108V109H127ZM90 109V108H89ZM85 111V110H84ZM88 111H90V110H88ZM121 111V112H120ZM44 112H45V110H44ZM68 112H70V113H68ZM76 112V111H75ZM108 112H109V110H108ZM121 114H120V113ZM127 112H129L128 114H127ZM68 113V114H67ZM89 113V112H88ZM106 113V112H105ZM124 115H123V114ZM42 114H43V112H42ZM45 114V113H44ZM55 114V115H56ZM66 114L67 115H69L68 117H66ZM118 114V115H117ZM138 114V115H137ZM46 115V114H45ZM54 115V116H55ZM63 115V116H62ZM88 115V114H87ZM150 115V114H149ZM64 116H65V119H64ZM136 116H138V117H136ZM70 117H72V118H70ZM85 117H83V119L85 118ZM103 117V116H102ZM107 117V116H106ZM112 117V118H111ZM51 118H54V117H51ZM87 118V117H86ZM148 118V117H147ZM70 119H72V120H70ZM140 119V120H139ZM154 119V118H153ZM50 120H52V121H50ZM148 121V120H147ZM158 122V121H157ZM86 123V122H85ZM94 123V122H93ZM153 124L155 123V122H152ZM144 124V125H143ZM153 124H150L151 126H153ZM42 125V124H41ZM147 125H148V123H147ZM149 125V126H150ZM156 125H157V123H156ZM155 126V125H154ZM97 127V128H96ZM148 127V126H147ZM150 128V127H149ZM155 128V127H154ZM153 128V129H154ZM157 128H159V127H157ZM56 129V130H57ZM94 129V130H95ZM142 129V128H141ZM162 129V128H161ZM41 130H42V128H41ZM52 130V129H51ZM151 130V129H150ZM58 131V130H57ZM48 132V131H47ZM55 132V131H54ZM60 132V131H59ZM86 132V131H85ZM151 132H153L152 130H151ZM70 133V132H69ZM75 133V132H74ZM140 132H138V134H139ZM141 133H143V135L146 133V132H141ZM46 134V133H45ZM47 135V134H46ZM69 135V134H68ZM76 135V134H75ZM78 135V134H77ZM76 135V136H77ZM137 135V134H136ZM148 135V133H146V136ZM59 136H62L61 134H59ZM72 136H73V134H72ZM78 136H80V137H82L80 134L78 135ZM43 137V136H42ZM74 137V136H73ZM79 137V138H80ZM84 137V136H83ZM140 137V136H139ZM154 137H156V136H154ZM63 138H64V136H63ZM75 139L74 140H76V137H74ZM87 138V136H85V138L84 139H86ZM157 138V137H156ZM167 138V137H166ZM182 138V137H181ZM184 138H185V136H184ZM188 138V137H187ZM192 138V137H191ZM190 138V139H191ZM48 139V138H47ZM82 139V138H81ZM88 139V138H87ZM129 139H130V141H129ZM139 139V138H138ZM189 139V138H188ZM61 141H62V139H60ZM68 140V139H67ZM128 140V141H127ZM136 140V139H135ZM140 140V139H139ZM45 141V140H44ZM141 141V140H140ZM147 141V142H146ZM161 141V140H160ZM77 142V141H76ZM84 142H86V141H84ZM97 142V143H96ZM153 142H154V139H153ZM50 143V142H49ZM58 143V142H57ZM68 144H70V141L69 142H67ZM67 143H65L64 141L62 142V144L64 145V146H68V147H70ZM83 143V142H82ZM94 143H93V145H94ZM141 143V144H142ZM146 143V144H145ZM191 143V142H190ZM42 144H43V142H42ZM51 144V143H50ZM87 144H88V142H87ZM132 144H133V142L131 143V146H132ZM54 145V144H53ZM98 145H97V147H98ZM152 145V146H151ZM48 146H49V144H48ZM52 146V145H51ZM73 146V145H72ZM85 146H87V145H85ZM90 146V145H89ZM78 147H79V145H78ZM93 147H95V146H93ZM93 147L92 146H90V148L91 149H93ZM168 147V146H167ZM49 148V147H48ZM77 148V147H76ZM80 148V147H79ZM156 148H157V146H156ZM27 149H29V148H27ZM45 149V148H44ZM83 149V148H82ZM86 149V148H85ZM89 149V148H88ZM88 149H87V151H88ZM95 149H96V147H95ZM134 148L132 147V149L131 150H133ZM153 149V150H152ZM30 150V149H29ZM67 150H70V148L69 149H67ZM72 150H73V148H72ZM84 150V149H83ZM94 150V149H93ZM97 150H98V148H97ZM160 150H163L162 148H160L159 149V151ZM167 150L168 149H166V152H167ZM170 150V149H169ZM48 152H49V150H47ZM50 151H52V150H50ZM66 151V150H65ZM86 151V150H85ZM84 151V152H85ZM90 151V150H89ZM31 152H32V146H31ZM75 152V151H74ZM100 152V151H99ZM146 152L148 153V154H146ZM170 153H171V150L169 151ZM29 153V152H28ZM68 153H69V151H68ZM67 153V154H68ZM85 153H87V152H85ZM94 153H96V152H94ZM157 156V158L156 157H154L153 159H152V157L153 156H151V154L152 155H154V154ZM70 154V153H69ZM78 154V153H77ZM89 154V153H88ZM159 154H160V152H159ZM79 155H80V153H79ZM82 155V154H81ZM80 155V156H81ZM101 155H99L98 154V157L99 156H101ZM74 156H76V155H74ZM87 156V155H86ZM174 156V155H173ZM9 157V156H8ZM7 157V158H8ZM20 157H22V155H20L19 156V159H20ZM25 157V156H24ZM34 157V156H33ZM48 157H49V155H48ZM66 157H69V155H67ZM82 157H84V156H82ZM163 157V156H162ZM162 157H159L158 159H162ZM177 157V156H176ZM50 158V157H49ZM77 158H78V156H77ZM85 158V157H84ZM96 158V157H95ZM179 158V157H178ZM11 159H12V157H11ZM68 160H69V158H67ZM71 159H74V158H72L71 157ZM90 159V158H89ZM152 159V160H151ZM3 160V159H2ZM9 160V159H8ZM23 160V161H22ZM26 160H27V162H29V160L26 158ZM26 160H24L23 158L22 159H20L19 161L21 162L22 161V164H23V166H21V167H24V166H26V163L27 162H25ZM81 160V159H80ZM100 160V159H99ZM100 160V161H101ZM174 160V159H173ZM7 161V160H6ZM85 161V162H84ZM81 160V161H71L70 163H68L67 165L68 166H70L72 169H74V168H79V169H82L84 166H85V163H86V169H85V172L87 171V172H89V173H91V174H96L97 173V175L98 176H100L101 174H99L100 173V169H98V166H96L97 164L94 162L95 160H92L91 162L88 160V159H85V160ZM124 161V162H123ZM155 161L156 160H154V163H155ZM163 161V162H164ZM175 161V160H174ZM1 162V161H0ZM4 162H5V160H4ZM50 162V161H49ZM125 162V163H126ZM158 162V161H157ZM167 162V163H166ZM1 163H3V162H1ZM1 163H0V165H1ZM17 163V162H16ZM170 163V162H169ZM168 163V164H169ZM28 164V163H27ZM49 164H51V163H49ZM103 164V165H104ZM160 164V163H159ZM158 164V165H159ZM167 164V165H168ZM172 164V163H171ZM31 165V164H30ZM67 165L66 164H63V165H59V170H65L66 168H67ZM149 165V166H148ZM155 165V164H154ZM157 164L155 165V166H158ZM6 166V165H5ZM14 166V165H13ZM104 166H106V165H104ZM104 166H103V172H104ZM127 166V165H126ZM172 166H173V164H172ZM171 166V167H172ZM20 167V168H21ZM53 167H55V166H53ZM108 167V166H107ZM107 167H105V171H108V170H106L107 169ZM111 167V168H112ZM174 167V166H173ZM123 172L122 173H124V170H125V167L123 166ZM154 168V169H153ZM169 168V166L167 167V169ZM6 169V168H5ZM19 169V168H18ZM49 169V168H48ZM55 169V168H54ZM174 169V168H173ZM10 170V169H9ZM12 170V169H11ZM14 170V169H13ZM16 170V169H15ZM109 170H110V168H109ZM112 170V169H111ZM31 171V170H30ZM98 171H99V173H98ZM169 171V170H168ZM171 171V170H170ZM15 173L17 172V171H14ZM24 172H26V171H24ZM47 172V171H46ZM111 172H114L113 170L111 171ZM8 173H10V172H8ZM15 173H12V175L14 174L15 175ZM18 173H20V171L18 172ZM18 173H16V174H18ZM43 173V172H42ZM51 173V172H50ZM105 173V172H104ZM46 174V173H45ZM58 174V173H57ZM60 174V173H59ZM118 174V173H117ZM12 175H7V177H3L4 179H1L0 180V191L2 190V188L4 189V190H6L7 191V189L10 187V186H12V182H13V180L14 181H16L15 180V178L14 177H8V176H12ZM64 175H65V172H64ZM77 175H79L78 173H77ZM82 175V174H81ZM105 175V174H104ZM123 175H125L126 176V172L123 174ZM68 176V175H67ZM75 176V175H74ZM84 176H86L85 174H84ZM88 176H90L89 174H87V178H89ZM106 176V175H105ZM119 176H121V175H119ZM131 176V175H130ZM16 177H17V175H16ZM47 177V176H46ZM61 177V176H60ZM65 177V176H64ZM107 177V176H106ZM1 178V177H0ZM54 178V177H53ZM66 178V177H65ZM72 178V177H71ZM74 178V177H73ZM87 178H84L87 182L90 180V178H89V180L87 179ZM100 178V177H99ZM97 179L96 178V182H100V184L102 183V181H101V179ZM108 178V177H107ZM162 178H164V177H162ZM103 179V181H104V178H102ZM128 179V178H127ZM55 180V179H54ZM106 181V180H105ZM118 181V180H117ZM120 181V180H119ZM152 181V184H154L156 181H158L157 179L155 180L154 178L151 180ZM160 181V180H159ZM165 181V180H164ZM71 182V181H70ZM73 183L75 182V181H72ZM72 182H71V184L70 183H61V185H59V187H57L58 185L57 184H60V183H55V181H54V186L56 187V188H54V189H51L50 190V192H53V191H56V192H58L59 194H61V195H63V199H61L60 197H58V199L56 200V203H58L59 205H60V208L57 206L58 204H56L55 203V206H57V208L56 207H54V205H52L51 203V205L54 207V208H56V210L59 208V213H61V215H66V216H68V217H72L74 214H75V212H77V211H79V206L78 205H76V202H74L73 201V197H74V199H81L79 196V193L78 192H76V193H78V195H75V188L77 187V186H73V184H72ZM43 183V182H42ZM47 184H49L48 182H46ZM84 183H85V181H84ZM108 182H106V184H105V186L106 185H108L107 184ZM116 183V182H115ZM118 184H119V182H117ZM149 183V182H148ZM160 183V182H159ZM47 184L45 185V186H47ZM99 184V185H100ZM104 184V183H103ZM121 184V183H120ZM16 185H19L18 184V182H17V184ZM57 185V186H56ZM77 185V184H76ZM82 185V184H81ZM87 185H90L89 184V182H88V184ZM124 184H122V186H123ZM156 186V185H155ZM19 187V186H18ZM48 187H51V188H53V185L51 184V186H49L48 185ZM47 187V190H48V192L43 188L42 189V191H46L47 193L46 194H49V189L50 188H48ZM20 188V187H19ZM46 188V187H45ZM79 188H80V186H79ZM105 188V187H104ZM123 188V189H124ZM53 190V191H52ZM81 190V189H80ZM92 190V189H91ZM94 190V189H93ZM103 189H101V190H99V188H98V190L96 189V187H95V190H94V192H93V196H97L96 195V193L97 192H99V191H102ZM125 190V189H124ZM10 191V190H9ZM9 191H7L9 194H10V192ZM11 191H13L12 190V188H11ZM82 191V190H81ZM80 191V192H81ZM161 191V190H160ZM20 192V191H19ZM85 192V191H84ZM108 192V191H107ZM13 194H14V192H12ZM57 193V194H58ZM92 193V192H91ZM103 193H105V192H103ZM121 193V192H120ZM20 194V193H19ZM41 194V193H40ZM56 194V195H57ZM102 194V193H101ZM108 194H113V192H110V193H108ZM124 194V193H123ZM12 195V194H11ZM15 195V194H14ZM37 195V197H41V196H39V194H36ZM42 195H43V193H42ZM53 195H55V192L53 193ZM55 195V196H56ZM86 195H88L87 193H86ZM92 195H90L91 197H92ZM131 195V196H130ZM140 195H141V198L140 199H142V200H140L139 199V197H140ZM20 196V195H19ZM46 196V195H45ZM49 196H50V194H49ZM58 196V195H57ZM67 196H69V198H71V201L69 202V201H66V200H64V198H66ZM99 196V195H98ZM102 196V195H101ZM111 196H114V195H111ZM115 196H117V195H115ZM114 196V198H116ZM129 196V197H128ZM36 197V196H35ZM47 197V196H46ZM52 198L54 197V196H51ZM82 197V196H81ZM90 197V198H91ZM121 196H119V198H120ZM124 197V196H123ZM122 197V198H123ZM20 198H22V196H20ZM32 198V197H31ZM50 198V197H49ZM85 198V197H84ZM89 198V197H88ZM90 198H89V200H90ZM96 198V197H95ZM118 198V197H117ZM127 198H129V199H127ZM6 199H7V197H6ZM33 199H34V197H33ZM32 199V200H33ZM41 199V198H40ZM39 199V200H40ZM44 199V198H43ZM42 199V200H43ZM54 199H55V197H54ZM94 199V198H93ZM106 199V198H105ZM113 199V198H112ZM112 199L110 200V201H112ZM121 199V198H120ZM124 199H122V201H124V202H126ZM144 199V200H143ZM34 200H37V199H34ZM33 200V201H34ZM38 200V201H39ZM42 200H41V202H42ZM92 200V199H91ZM107 200V199H106ZM106 200H105V202H106ZM115 200V199H114ZM135 200H136V198H135ZM134 199L132 200V201H135ZM64 201H66L67 203H64ZM82 201V200H81ZM127 201V202H128ZM131 201V200H130ZM48 202H50V201H48ZM52 202V201H51ZM87 202H91V201H87ZM108 202V201H107ZM42 203H45L44 202V200H43V202ZM109 203V202H108ZM108 203H106V204H108ZM34 204H35V202H34ZM36 204H38L39 206H41L39 203H37L36 202ZM35 204V205H36ZM81 204V203H80ZM84 206H86L85 208L87 209L88 208V210H86V211H88L89 213L87 214V216H92V212H90V210H92L91 209V205H89V203H87V205H86V203L84 202V203H82ZM126 204V203H125ZM48 205V204H47ZM94 205H96V204H94ZM110 205V204H109ZM108 205V206H109ZM131 205V204H130ZM134 205V206H135ZM12 206V205H11ZM37 206V205H36ZM45 206V205H44ZM51 206V207H52ZM81 206V205H80ZM83 206V207H84ZM102 206H103V204H102ZM113 205L111 204L110 205V207H112ZM119 206H121V207H123L124 208V205L122 206V203H121V205H119ZM125 206H128V208L130 207L129 206V203L127 204V205H125ZM6 208H10V204L8 205V206H5ZM38 207V206H37ZM36 207V208H37ZM100 207H101V204H100ZM104 207V206H103ZM33 208V207H32ZM34 208H35V206H34ZM36 208H35V211H36ZM89 208H90V210H89ZM113 208V207H112ZM114 208H115V206H114ZM120 208V207H119ZM117 209V210H119V211H121L122 209ZM132 208H134L135 209V207H133V205H132ZM82 209V208H81ZM101 209H103V208H101ZM126 209V207L124 208V210ZM40 210H42V212H44L43 211V209H40ZM104 210H106L105 208H104ZM123 210V211H124ZM85 211V210H84ZM97 211H98V207H97ZM108 211V210H107ZM125 211H128V209L127 210H125ZM38 212H39V209H38ZM81 212V211H80ZM116 210H115V214H114V212H112V214H114V216H116ZM29 213H31V212H29ZM28 213V214H29ZM58 213V214H59ZM96 213V212H95ZM108 213L110 214V215H112L109 211H108ZM118 213H121V217L123 218V216H122V214L124 213H122V211L121 212H118ZM37 214V213H36ZM56 214V213H55ZM14 213L11 215L13 218H14ZM76 215V214H75ZM80 215V214H79ZM86 215V214H85ZM96 215V214H95ZM32 216V215H31ZM83 216V215H82ZM118 217H119V214L117 215ZM116 216V217H117ZM8 217V216H7ZM7 217H5L6 219H7V221L9 220V221H11V217L9 218H7ZM34 217V216H33ZM92 217H94V220H101V221H103L104 223L107 221V219H106V217L102 214L101 216H100V219L99 218H97L96 219V216H92ZM99 217V216H98ZM108 217H109V215H108ZM90 218V217H89ZM114 218V217H113ZM69 219V218H68ZM110 219V218H109ZM115 219V218H114ZM118 219H120V218H118ZM92 220V219H91ZM117 220V219H116ZM8 221V222H9ZM79 221V220H78ZM85 221V220H84ZM121 221V220H120ZM70 222H72L73 223V221H71L70 219L69 220H66L64 223H63V226H65V227H68L69 229H71L69 226H70V224H72V223H70ZM118 222H119V220L117 221V224H118ZM69 223V224H68ZM79 223V222H78ZM94 223V222H93ZM100 223V222H99ZM103 223V224H104ZM110 223H114V222H109L108 224H110ZM120 223V222H119ZM11 224V223H10ZM77 224V223H76ZM80 224V223H79ZM8 225V224H7ZM15 224H13V225H11L12 227L14 226ZM72 225H74V224H72ZM78 225V224H77ZM76 225V226H77ZM89 225V224H88ZM102 225V224H101ZM114 225V224H113ZM79 226V225H78ZM94 226V225H93ZM106 226V225H105ZM115 226H116V224H115ZM117 226H120V225H117ZM4 227V226H3ZM11 227V228H12ZM14 227H16V226H14ZM64 227V228H65ZM72 227V226H71ZM107 227V226H106ZM111 227V226H110ZM0 228H2L1 227V225H0ZM75 228V227H74ZM81 228H82V226H81ZM86 228V227H85ZM91 228H93V227H91ZM112 228H113V226H112ZM120 228H121V226H120ZM4 228H2V230L0 231V234L4 231L3 230ZM8 229H10V228H8ZM73 229V228H72ZM71 229V230H72ZM75 229H77V227L75 228ZM114 229H115V227H114ZM95 231H97V228H95L94 229ZM102 230H105V229H101V231ZM8 234H9V236L14 232L15 233V229H13V230H9V231H7V230H5ZM4 231V232H5ZM73 231H75V230H73ZM77 231H79V230H77ZM83 231V230H82ZM85 231H88L87 229L85 230ZM99 231V230H98ZM3 232V233H4ZM17 232H18V230H17ZM104 232V231H103ZM7 233H6V236L7 237H5L4 238V240H3V242L6 240V241H8V239H6V238H8V235H7ZM66 234H67V232H65ZM76 233V232H75ZM81 233V232H80ZM116 233H118V232H116ZM70 234V233H69ZM69 234H68V236H69ZM92 234V233H91ZM111 234H112V232H111ZM120 234H121V232H120ZM119 234V235H120ZM13 235V234H12ZM12 235H11V237H12ZM84 235H85V233H84ZM88 235V234H87ZM116 235V234H115ZM2 235H0V238L1 239H3L2 237H1ZM30 236V235H29ZM71 236V235H70ZM73 236V235H72ZM92 236V235H91ZM90 236V237H91ZM103 236V235H102ZM112 236H114V234L112 235ZM4 237V236H3ZM14 237V236H13ZM81 237V236H80ZM85 237V236H84ZM88 237V236H87ZM94 237V236H93ZM111 237V236H110ZM110 237L108 238H106V239H110ZM130 237V236H129ZM17 238H18V235H17ZM68 238V237H67ZM82 238H83V236H82ZM230 238V237H229ZM234 238V237H233ZM232 238V239H233ZM1 239H0V241H1ZM10 239V238H9ZM22 239H24V238H22ZM72 239V238H71ZM90 239H92V238H90ZM94 239V238H93ZM114 239H116V237L114 236ZM11 240V239H10ZM66 240V239H65ZM69 240V239H68ZM229 240V239H228ZM237 240V239H236ZM12 242H11V244L10 245H12V243H13V241H14V239L13 240H11ZM21 241H23V240H21ZM64 241V240H63ZM70 241V240H69ZM78 241V240H77ZM98 241H99V239H98ZM128 241H129V239H128ZM232 241V240H231ZM235 241V240H234ZM2 241H1V243H3ZM9 242V241H8ZM72 242V241H71ZM104 242V241H103ZM113 242V241H112ZM116 242H117V239H116ZM130 242V241H129ZM131 242H132V240H131ZM225 242H226V239H225ZM233 242V241H232ZM16 243V242H15ZM17 243H19V242H17ZM65 243V242H64ZM77 243V242H76ZM76 243H75V245H76ZM78 243H79V241H78ZM108 243H109V241H108ZM115 243V242H114ZM260 243L263 245L262 247L264 248V239L261 237L260 238ZM8 244V245H9ZM14 244V243H13ZM73 244V243H72ZM101 245H102V242L100 243ZM104 245H105V243H103ZM113 244V243H112ZM111 244V245H112ZM120 244V243H119ZM226 244V243H225ZM224 244V245H225ZM7 245V244H6ZM7 245V246H8ZM9 245V246H10ZM14 245H16V244H14ZM63 245V244H62ZM67 245H68V242H67ZM110 244H107V246H109ZM116 245V243L113 245V248H114V246ZM1 246H2V244H1ZM0 246V247H1ZM3 246H5L4 244H3ZM7 246H6V248H7ZM66 246V245H65ZM106 246V245H105ZM138 246V245H137ZM142 246V245H141ZM228 246V245H227ZM226 246V247H227ZM230 246V245H229ZM233 246H234V244H233ZM68 247V246H67ZM76 247H78V246H76ZM2 248V247H1ZM1 248H0V256L2 257V259L3 258H5V257H8V256H10L9 258H12V256L14 255H12L11 256V252L13 251L12 249H13V247H11V252H9L8 250H10V248L8 249V250H6L5 249V247H3L5 250H1ZM15 248L18 250V245H16V247L14 246V250H15ZM62 248V247H61ZM66 248V247H65ZM64 248V249H65ZM74 248V247H73ZM117 248V247H116ZM231 248V247H230ZM69 249V248H68ZM67 249V250H68ZM74 249H76V248H74ZM106 249V248H105ZM111 249H112V247H111ZM110 249V250H111ZM223 249H225V248H223ZM20 250V249H19ZM114 250H115V248H114ZM233 250H234V248H233ZM16 251V250H15ZM21 251V250H20ZM62 251H64V250H62ZM103 251V250H102ZM143 251V250H142ZM246 251V250H245ZM65 252H66V249H65ZM68 252H69V250H68ZM72 252V251H71ZM78 252H79V249H78ZM82 252V251H81ZM80 252V253H81ZM106 252H107V249H106ZM217 252V251H216ZM224 252V251H223ZM222 252V253H223ZM228 252V251H227ZM236 252V251H235ZM20 253V252H19ZM26 253H27V251H26ZM25 253V254H26ZM63 253V252H62ZM84 253V252H83ZM217 253H219V251L217 252ZM221 253V254H222ZM225 253H226V250H225ZM231 253V252H230ZM238 253V252H237ZM245 253V252H244ZM22 254H23V252H22ZM24 254V255H25ZM65 254V253H64ZM70 254V253H69ZM106 254V253H105ZM18 255V254H17ZM70 255H72V254H70ZM82 255V254H81ZM100 255V257L101 256H103L102 254H99ZM144 256H145V254H143ZM142 255V256H143ZM217 255H219V256H221L220 254H217ZM226 255L227 256H225V259H226V261H230V259H228L227 257H229L228 256V253H226ZM230 255V254H229ZM240 255V254H239ZM106 256V255H105ZM214 256V255H213ZM231 256V255H230ZM243 256V255H242ZM90 257V256H89ZM151 257V256H150ZM217 257V256H216ZM221 257H223V256H221ZM235 257V256H234ZM60 258V257H59ZM102 258V257H101ZM101 258L99 259V261L101 260ZM109 258V257H108ZM112 258V257H111ZM110 258V259H111ZM231 258H233V257H231ZM1 259V258H0ZM19 259V258H18ZM17 259V260H18ZM68 259V263H69V261L70 262H72L71 260H69V258H67ZM75 258H73V260H74ZM113 259H114V257H113ZM113 259H112V262H113ZM241 259H242V257H241ZM139 260V259H138ZM153 260H154V258H153ZM211 260H212V258H211ZM221 260V259H220ZM223 261H224V259H222ZM7 260H5V262H6ZM12 261V260H11ZM63 261V260H62ZM77 261V260H76ZM103 261V260H102ZM102 261H100V263L99 264H101V262ZM107 261L108 260H106V263L103 261V263L104 264H107ZM110 261V260H109ZM143 261V260H142ZM152 261V260H151ZM214 261V260H213ZM8 262V261H7ZM145 262V261H144ZM217 263L219 262V260H217L216 261ZM9 263L10 264H14L13 262L11 263L10 261H9ZM67 263V264H68ZM75 263V262H74ZM93 263V262H92ZM102 263V264H103ZM110 263H111V261H110ZM115 264L117 263L118 264V262L116 261V262H114ZM154 263V262H153ZM212 262H210V264H211ZM220 263V262H219ZM227 263V262H226ZM229 263H231V262H229ZM5 264V263H4ZM8 264V263H7ZM65 264V263H64ZM76 264V263H75ZM152 264V263H151ZM213 264V263H212ZM225 264V263H224ZM228 264V263H227Z\"/></svg>",
  "mask_w": 264,
  "mask_h": 264
},
{
  "label": "clouds",
  "instance_id": "obj_3",
  "mask_svg": "<svg viewBox=\"0 0 264 264\" xmlns=\"http://www.w3.org/2000/svg\"><path fill=\"white\" fill-rule=\"evenodd\" d=\"M129 90L171 136L201 127V114L173 84L149 76ZM223 173L209 171L186 184L156 194L140 208L123 214V232L140 243L157 264H210L225 224L220 204Z\"/></svg>",
  "mask_w": 264,
  "mask_h": 264
}]
</instances>
